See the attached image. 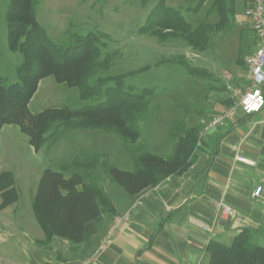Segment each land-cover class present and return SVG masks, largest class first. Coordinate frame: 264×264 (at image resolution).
Here are the masks:
<instances>
[{
  "label": "trees",
  "instance_id": "16d2710c",
  "mask_svg": "<svg viewBox=\"0 0 264 264\" xmlns=\"http://www.w3.org/2000/svg\"><path fill=\"white\" fill-rule=\"evenodd\" d=\"M140 1L145 5L150 0ZM186 1L196 4L184 9L187 13L196 15L206 6V16H217L218 20L193 26L186 20L182 7H168L161 0L140 34L155 37L162 44L180 41L197 54L209 53L218 35L235 27L241 0ZM40 4L41 0L9 1L5 15L8 48L19 53L22 61L16 69L17 83L8 85L0 78V129L7 125L20 127L36 152L61 137L53 132L55 128L112 133L119 136L135 165L133 171H124L113 166L104 154L84 150L64 163L60 172H44L32 203L45 237L41 244L48 249L55 239L64 240L83 247L81 254L85 256L101 228L118 214L102 183H114L129 197H136L170 177L183 175L196 160L201 127H189L184 120H174L168 134L174 145L172 155L165 159L151 153L140 141L155 89L128 85L127 78L137 72L109 77L100 74L111 67L114 59L110 54L102 58V49L107 45L104 40L109 39L106 34H72L65 45L55 44L37 20ZM238 62L245 66L242 53ZM179 64L200 81L214 79L207 69L192 67L185 57L180 58ZM49 77L59 84L78 88L82 102L99 103L33 114L29 104L40 82ZM232 104L228 102L229 106ZM0 196V211L19 201L15 177L10 172L0 174ZM207 253L210 256L207 264H264V246L257 244L248 230L238 234L230 246L212 242Z\"/></svg>",
  "mask_w": 264,
  "mask_h": 264
},
{
  "label": "rangeland",
  "instance_id": "374dc122",
  "mask_svg": "<svg viewBox=\"0 0 264 264\" xmlns=\"http://www.w3.org/2000/svg\"><path fill=\"white\" fill-rule=\"evenodd\" d=\"M9 1L0 0V78L12 85L18 82L16 69L22 57L8 48L5 15ZM160 1L150 0L144 5L140 0H41L37 20L51 41L59 45L68 43L72 34L85 36L97 32L109 36L104 40L107 45L102 49V58L110 54L114 59L111 67L100 74L109 77L137 72L127 78L128 85L155 89L140 142L151 153L167 159L174 148L168 135L174 120H184L189 127L199 125L202 133L214 117L229 107L228 102H236L233 90H246V70L238 59L240 53L245 55L254 47L256 34L243 33L239 27L226 30L214 40L211 52L205 54H197L180 41L162 44L155 37L140 34ZM165 4L175 9L182 7L183 11L196 5L186 0H165ZM206 12L205 6L196 15L185 11L184 16L193 26L218 20L217 16L207 17ZM181 57L194 68L207 69L214 79L200 81L190 76L179 64ZM219 80L223 85L229 82L232 89L227 86L222 89ZM98 103V100L82 102L78 88L59 84L49 77L40 82L29 109L39 114L52 108L81 109ZM53 132L61 137L36 153L20 127L7 125L0 129V171L14 175L20 197L16 204L0 211V264H54L64 260L68 252H78L77 248L84 253L83 247L60 239H55L48 249L41 244L45 237L35 219L32 203L46 170L60 172L64 163L84 150L104 154L121 170L135 168L129 150L115 134L63 128H55ZM102 185L107 192L111 190L112 198L124 192L109 181Z\"/></svg>",
  "mask_w": 264,
  "mask_h": 264
},
{
  "label": "crops",
  "instance_id": "0c3cea01",
  "mask_svg": "<svg viewBox=\"0 0 264 264\" xmlns=\"http://www.w3.org/2000/svg\"><path fill=\"white\" fill-rule=\"evenodd\" d=\"M240 3L234 28L253 31L244 16L251 0ZM255 42L243 54L246 73V60L257 48V37ZM229 82L220 85L232 89ZM201 86L207 89L204 83ZM209 126L201 133L195 162L183 175L136 197L120 192L112 198L111 190L106 191L117 217L105 223L85 256L70 251L54 264H79L87 257H93L92 264H207L209 244L230 246L244 230L264 246V194L252 197L258 186L264 187V110L252 116L239 111L227 126ZM238 156L251 163L238 162ZM222 206L234 213L223 217ZM127 213L128 220L111 232L116 219Z\"/></svg>",
  "mask_w": 264,
  "mask_h": 264
},
{
  "label": "built area",
  "instance_id": "2783aa9c",
  "mask_svg": "<svg viewBox=\"0 0 264 264\" xmlns=\"http://www.w3.org/2000/svg\"><path fill=\"white\" fill-rule=\"evenodd\" d=\"M244 16L251 24L252 30L257 37V48L253 54L248 56L246 60L247 73L246 83L247 88L244 92H233V97L236 102L229 106L224 112L218 114L210 123L211 129L221 128L233 122L239 111L245 116L260 114L264 110V0H251V6L244 11ZM237 161L243 164L251 162L242 156L237 157ZM264 194V187L258 186L253 194V198H260ZM233 210L228 206H222L223 217L233 214ZM129 213L117 218L111 232L115 228L128 220ZM208 231L209 229L206 228ZM93 257H87L79 264H92Z\"/></svg>",
  "mask_w": 264,
  "mask_h": 264
}]
</instances>
